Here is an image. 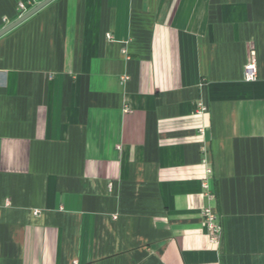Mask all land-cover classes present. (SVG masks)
I'll use <instances>...</instances> for the list:
<instances>
[{
	"label": "crops",
	"instance_id": "1",
	"mask_svg": "<svg viewBox=\"0 0 264 264\" xmlns=\"http://www.w3.org/2000/svg\"><path fill=\"white\" fill-rule=\"evenodd\" d=\"M0 264H264V0H54L2 36Z\"/></svg>",
	"mask_w": 264,
	"mask_h": 264
},
{
	"label": "built area",
	"instance_id": "2",
	"mask_svg": "<svg viewBox=\"0 0 264 264\" xmlns=\"http://www.w3.org/2000/svg\"><path fill=\"white\" fill-rule=\"evenodd\" d=\"M39 0H27L21 1L18 4V11H19V17L22 16L24 13H26L28 10L33 8L35 5H38ZM109 38H111V35H108ZM245 76L246 80L253 81L256 80L258 77V70H257V64L256 59L252 58V60L246 65L245 67ZM205 110V108H203ZM212 169L208 168L207 173L208 176L211 174ZM204 186L207 189L208 192H210V184H209V177L204 181ZM204 216V225L208 231V234L210 236V240L213 243H218L221 237L222 227L221 223L218 219V213L216 210L212 209L211 207H207L203 211Z\"/></svg>",
	"mask_w": 264,
	"mask_h": 264
},
{
	"label": "water",
	"instance_id": "3",
	"mask_svg": "<svg viewBox=\"0 0 264 264\" xmlns=\"http://www.w3.org/2000/svg\"><path fill=\"white\" fill-rule=\"evenodd\" d=\"M54 0H42L41 2L38 3V5H35L33 8L28 10L26 13H24L22 16L19 18H16L13 22L5 26L0 30V38L7 34V32H10L20 24H22L26 19H29L32 17L34 14H36L38 11L49 5L51 2L53 3Z\"/></svg>",
	"mask_w": 264,
	"mask_h": 264
}]
</instances>
